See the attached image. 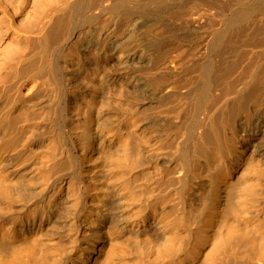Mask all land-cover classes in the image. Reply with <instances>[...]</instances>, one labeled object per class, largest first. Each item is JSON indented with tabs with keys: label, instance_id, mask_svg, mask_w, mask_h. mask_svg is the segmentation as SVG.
I'll return each instance as SVG.
<instances>
[{
	"label": "bare ground",
	"instance_id": "6f19581e",
	"mask_svg": "<svg viewBox=\"0 0 264 264\" xmlns=\"http://www.w3.org/2000/svg\"><path fill=\"white\" fill-rule=\"evenodd\" d=\"M82 2L48 0L43 50L0 115V264H264V132L245 124L238 140L234 119L264 102V72H249L250 90L233 107L210 113L212 91L229 89L236 61L222 71L211 64L201 91L175 110L179 123L169 118L161 129L141 124L142 110L122 94L139 81L106 76L120 83L110 93L93 74L87 100L63 125L62 68L50 47ZM249 16L230 24L233 38ZM143 62L121 64L136 72ZM155 83L145 90L151 98L175 95Z\"/></svg>",
	"mask_w": 264,
	"mask_h": 264
},
{
	"label": "rangeland",
	"instance_id": "374dc122",
	"mask_svg": "<svg viewBox=\"0 0 264 264\" xmlns=\"http://www.w3.org/2000/svg\"><path fill=\"white\" fill-rule=\"evenodd\" d=\"M47 2L0 0V115L11 107L9 99L14 95L16 84L29 80L27 68L37 62L43 50V29L50 22L43 18V11L50 6ZM82 4L73 14L72 23L67 24L50 47L53 65L62 68V88L57 80L56 87L61 89L57 92H62L63 125L67 117L75 113L71 110L75 104L87 100L85 79L93 74H100L99 78L103 82L106 80V85L109 83L110 93L120 84L111 86L108 79L113 76L125 74V80L139 81L141 87L132 86L122 94L129 98L133 108L142 110L141 124H152L161 129L169 118L171 122L179 123L175 110L201 91L206 80L202 69L207 74L206 69L216 64L217 70L221 68L219 71H222L224 66L236 61L235 67L229 66L224 77L228 92L226 89L212 91L215 100L208 109L210 113H216L226 105L233 107L231 105L239 95L250 90L249 72H264V0H83ZM245 12L250 16L240 29V39L233 38L231 32L228 33L230 24ZM248 34L254 39L250 43L246 39ZM70 52L74 53L73 59L67 57ZM134 55L144 60V68L136 72L134 65L121 64L124 57ZM168 66L173 72L166 74ZM159 79L175 91L174 96L162 100L148 96L145 90H154L155 81ZM148 99L151 104L140 107ZM155 114L160 117L157 124ZM240 116L234 118L236 130L239 129L238 140L244 141L246 134L239 131L245 124L253 131L264 132V102L248 105L246 117ZM35 120L44 124V118ZM258 147L264 152V137L258 141Z\"/></svg>",
	"mask_w": 264,
	"mask_h": 264
}]
</instances>
